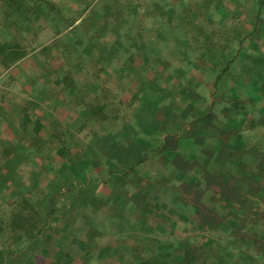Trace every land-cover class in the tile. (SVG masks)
I'll return each mask as SVG.
<instances>
[{"label":"rangeland","instance_id":"obj_1","mask_svg":"<svg viewBox=\"0 0 264 264\" xmlns=\"http://www.w3.org/2000/svg\"><path fill=\"white\" fill-rule=\"evenodd\" d=\"M224 1L0 0V264H147L138 255L115 261L113 252L150 245L152 264H264V182L247 184L252 197L244 198V184L221 183L214 175L208 184L214 197L209 207L198 204L201 214L185 216L190 220L167 214L165 231L152 229L160 216H149L143 220L149 230L136 228V239L120 240L113 250V233L87 230L95 209L112 211L106 199L110 188L102 179L82 180L73 166L78 162L66 169L60 165L61 157L79 160L85 154L81 147L94 136L80 131L81 110H92V122L99 124L98 110L107 105L99 96L111 87L113 126L132 122L139 103L126 95L125 82L148 72L139 64L160 62L148 73L160 75L166 90L176 83L168 79L193 73L175 67L202 62L204 48L220 47L227 37L232 45L237 30L250 36L260 26L264 33V23L250 21L262 13L254 0L217 6ZM238 13L240 21L234 18ZM158 49L161 54L151 51ZM93 84L100 87L91 91ZM197 87L204 94L203 86ZM207 105L205 99L198 109ZM171 106L168 112L175 109ZM230 172L226 178L232 180ZM116 217L109 215V222ZM193 219L209 228L169 229L172 222ZM154 240L159 247L153 248ZM83 242L87 247L80 246ZM90 242L111 254L89 260L84 249L89 251Z\"/></svg>","mask_w":264,"mask_h":264},{"label":"crops","instance_id":"obj_2","mask_svg":"<svg viewBox=\"0 0 264 264\" xmlns=\"http://www.w3.org/2000/svg\"><path fill=\"white\" fill-rule=\"evenodd\" d=\"M234 4L243 6L244 0H225L217 6L226 8ZM263 6L264 0H254L253 7L262 8V13L250 21L264 23ZM224 12L227 11H221V18L225 16ZM240 15L242 13L234 15L236 21H240ZM261 31L257 26L248 36L237 30L232 35V45L231 37H227L226 41L219 43L220 47L204 48L205 52L200 56L202 62H191L188 66L179 63L175 70L193 73L181 72L172 80L168 79L170 83H176L166 90L161 88L165 87V82L160 75L148 73H154V69L161 66L160 62L139 64V67L146 64L144 68L148 72H139L140 78L125 82L126 95L131 102L139 103L136 111H132L131 123L113 126L112 87L107 96H99V101L107 103L104 109L98 110L102 113L97 115L102 120L99 124L92 122L94 114L88 112L92 110L83 107L84 114L80 117L85 119L80 131L93 134L94 138L81 147L85 148L81 159L61 157L60 165L66 169L78 162L73 166L80 168L82 180L102 179L110 188L107 202L113 204L112 211L95 209L99 216L95 215L87 230H96L101 236L104 229L113 233V250L121 244L120 240L136 239L139 236L135 234L136 228L149 230L150 225L143 223L149 216H160L152 229L165 231L163 222H166L167 214H178L182 220H190L185 216L192 212L201 214L198 204L211 205L214 193L208 184L213 182L214 175L221 177V183L244 184L242 193L240 189L238 192L244 198L252 197L245 192V186L264 182V33ZM143 50L148 51V48ZM151 51L161 54L160 49ZM127 65L133 69L130 63ZM198 85L203 86L204 94L199 93ZM93 87L88 86L92 91L100 85L93 84ZM205 99L208 105L205 111H201L198 104ZM45 100L48 102L47 97ZM171 103L175 109L168 112ZM161 113L162 118L159 117ZM160 167L162 170L158 171ZM230 168L233 170L232 180L229 179ZM201 179L204 186L197 187ZM112 213L117 217L109 222L108 216ZM118 217L120 222H117ZM183 225H190L194 231L209 228L202 221L193 219L184 224L172 222L169 229L187 227ZM80 246L87 247L86 242ZM154 246H160L156 240ZM88 247L89 251L84 249V252L89 260H103L105 255L111 254L99 243L90 242ZM151 247L118 248L113 252V260L123 262L138 255L142 261L152 264L149 260ZM104 259L108 260L107 257Z\"/></svg>","mask_w":264,"mask_h":264},{"label":"trees","instance_id":"obj_3","mask_svg":"<svg viewBox=\"0 0 264 264\" xmlns=\"http://www.w3.org/2000/svg\"><path fill=\"white\" fill-rule=\"evenodd\" d=\"M59 152L61 153L62 152V150H59ZM4 179H6V178H4ZM21 238H23L24 236H20Z\"/></svg>","mask_w":264,"mask_h":264},{"label":"bare ground","instance_id":"obj_4","mask_svg":"<svg viewBox=\"0 0 264 264\" xmlns=\"http://www.w3.org/2000/svg\"><path fill=\"white\" fill-rule=\"evenodd\" d=\"M76 225V224H75ZM82 229V228H81ZM80 231V230H79ZM72 232V231H71ZM74 235V234H73Z\"/></svg>","mask_w":264,"mask_h":264}]
</instances>
